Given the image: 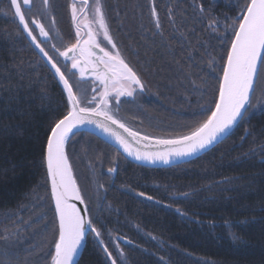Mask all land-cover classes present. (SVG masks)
Instances as JSON below:
<instances>
[{"label":"trees","instance_id":"1","mask_svg":"<svg viewBox=\"0 0 264 264\" xmlns=\"http://www.w3.org/2000/svg\"><path fill=\"white\" fill-rule=\"evenodd\" d=\"M70 2L50 0L46 12L52 35L59 31L65 41L72 32ZM102 3L118 47L146 82L142 98L124 108L130 115L140 107L143 125H129L150 136L187 132L201 119L200 106L210 104L215 81L197 90L185 74L191 69L206 77L209 55L220 60L224 46L216 37L223 32L208 25L212 20L221 28L230 24L226 18L236 15L237 0H155L163 36L153 35L157 30L148 11L150 0ZM200 5L203 13L197 10ZM7 8L8 0H0V234L14 230V218L8 217L20 215L32 222L43 214L48 233L42 234L44 223L32 224L20 230V241L0 240V249L14 244L19 264H44L53 212L42 159L46 129L62 110L63 98L58 81L12 22L11 13L5 15ZM80 135L117 156L110 165L117 167V176L108 173L106 164L94 169V180L100 184L99 176L105 175L107 186L100 188L98 208L93 204V221L102 227L107 243L112 245L113 237L132 242L122 246L127 264H264V97L259 85L248 116L215 147L180 165L140 167L94 136ZM71 152L70 146V159ZM73 160V171L79 170ZM39 198L43 205L35 206ZM80 264H105L92 235Z\"/></svg>","mask_w":264,"mask_h":264},{"label":"snow or ice","instance_id":"2","mask_svg":"<svg viewBox=\"0 0 264 264\" xmlns=\"http://www.w3.org/2000/svg\"><path fill=\"white\" fill-rule=\"evenodd\" d=\"M50 7V0H42L39 9L35 0H8L5 13H11L12 22L18 24L19 31L26 34L42 54L53 79L62 86L63 107L46 129L42 159L53 212L51 240L49 251L43 257L44 264H80L86 238L90 235L93 236V246L104 254L105 264H127L119 242H114L118 253L114 255L112 245L104 239L102 227H97L89 214L88 202L70 160L72 141L82 129L95 128L126 156L150 164H168L173 159L195 156L221 142L235 125L248 116L258 85L260 95L264 97V0H237L236 15L226 18L230 24L226 23L221 28L217 20L209 23V28L223 32L216 37L224 46L221 48L223 55L219 61L209 55L206 77L196 76L190 69L185 79L197 90L206 86L208 80L215 81L213 98L210 104L200 106L201 119L187 132L166 137L142 133L120 115L125 102L134 101L145 92L146 82L122 54L111 34L102 0H71L72 32L66 41L59 31L53 36L52 28L42 22L41 16ZM197 10L200 13L205 11L202 5ZM148 11L157 30L153 35L163 36L159 31L162 25L155 0H150ZM168 16L172 19L171 9ZM172 23L175 24L174 19ZM51 24H56L54 16ZM189 59H193L191 53ZM195 67L193 63L192 68ZM200 71L204 72V69ZM119 150L116 152L118 156ZM107 171L116 173L117 167H109ZM98 187L103 188L104 185L99 184ZM137 195L153 200L143 192ZM176 212L185 215L179 208ZM46 221L47 215L43 214L35 221L22 222L32 227V224ZM47 233L48 224L44 223L42 234L46 236ZM0 240L20 241V229H5ZM126 242L132 243L130 240ZM32 250H35V245ZM17 256L15 245L8 243L0 249V264H19Z\"/></svg>","mask_w":264,"mask_h":264},{"label":"rangeland","instance_id":"3","mask_svg":"<svg viewBox=\"0 0 264 264\" xmlns=\"http://www.w3.org/2000/svg\"><path fill=\"white\" fill-rule=\"evenodd\" d=\"M61 14H62V12L60 11V15ZM84 87H87V85H84ZM254 104H255V101H254ZM134 108L135 109L132 110V113H130V115L127 113V115L125 116L127 122L136 123L137 125H139V124L143 125L142 123H139V122L143 121V119L141 118V117H143V115L140 114V112L142 113V111H140V107H138V108L134 107ZM138 119H140V121ZM147 119L149 122L152 121V118L147 117ZM154 122H158V121L156 119H154ZM71 148H72V152H71L72 159H70V160L72 161L74 159L73 160L74 163L82 162V160H84V162H85L86 167L83 170H81V168H80V170H76V171H74V173L77 176L80 183L82 184V186L84 187L88 199L90 200V198H92L90 200L91 210H90L89 214H90L91 218L93 219V204H95L94 209L98 208V206L100 204V199H101V190L98 187L99 183L94 180V175H93L94 169L96 167L102 166V164H106L105 167H111L110 165L113 164L115 159H117V156L112 151L109 152L106 149L102 148L101 146L99 147V146L93 144L92 139H89L88 136L80 135V134L72 141ZM89 155H93V159H91L89 157ZM96 158L98 159V161L94 162V160ZM100 163H101V165H100ZM119 165L124 166V164H122V163ZM87 171H89V172H87ZM121 171H123V170H121ZM89 176H91V177H89ZM86 177L89 180L88 182L86 181ZM99 179L102 181L101 183H104L103 185H105V187H106L107 186V184H106L107 180L105 178V175L99 176ZM105 187H103V188H105ZM122 190L128 191L126 188H122ZM42 205H43V201L41 200V198H39L37 200V202L35 203V206H42ZM12 219H13L12 220L13 221L12 226H14V230L17 228H19L21 230L23 228L28 227L27 224H24L22 222L23 220H22V217L20 215H16L15 217H12ZM6 220H8L7 217L2 219V221H6ZM15 225H17L18 227L15 228ZM116 241H117L116 237H113L111 239V243L113 246H114V242H116ZM117 255H118V253H117Z\"/></svg>","mask_w":264,"mask_h":264},{"label":"water","instance_id":"4","mask_svg":"<svg viewBox=\"0 0 264 264\" xmlns=\"http://www.w3.org/2000/svg\"><path fill=\"white\" fill-rule=\"evenodd\" d=\"M23 34V33H22ZM23 36L25 37V39L27 40V42L29 43V45L32 47V49L35 51V53L39 56V58L43 61V63L46 65V67L50 70V66L47 65V62L44 60L42 54L39 53V51L35 48L34 45L31 44L30 40L26 37V34H23ZM51 71V70H50ZM52 73V72H51ZM62 87V86H61ZM235 127V126H234ZM233 127V128H234ZM232 128V129H233ZM232 129L230 130V132L232 131ZM229 132V133H230ZM81 133H88L94 137H96L97 139H99L100 141H102L103 143L107 144L108 146H110L111 148H113L114 150H119L118 149V146L112 141L110 140L109 138L103 136V134H101L98 130H96L95 128H85V129H82ZM228 133V134H229ZM227 134V135H228ZM227 135L225 137H227ZM224 137V138H225ZM223 138V139H224ZM220 142L218 143H215L213 144L211 147H209L208 149H206L205 151H202V152H199L197 153L195 156H191V157H187V158H183V159H173L170 163L168 164H164V163H161V162H157L155 164H150V163H147V162H142V161H137L135 160L134 158L132 157H128L126 156V154H124L122 152V150H119L120 151V155L125 159L127 160L128 162L132 163V164H135V165H138V166H141V167H146V168H167V167H172V166H176V165H180V164H183V163H186V162H189L193 159H195L196 157L202 155L203 153L209 151L210 149H212L213 147H215L217 144H219ZM49 189H50V186H49ZM83 207V206H81ZM123 243H125V241H122Z\"/></svg>","mask_w":264,"mask_h":264},{"label":"flooded vegetation","instance_id":"5","mask_svg":"<svg viewBox=\"0 0 264 264\" xmlns=\"http://www.w3.org/2000/svg\"><path fill=\"white\" fill-rule=\"evenodd\" d=\"M36 2V7H37V9H39V8H41L42 7V2H41V0H36L35 1ZM41 19H43L44 21H45V25H46V27H50L51 25H50V21H49V18H48V16H47V13L45 12V13H43V15L41 16ZM51 28V27H50ZM139 98H142V96L139 94L138 96H137V98L136 99H139ZM135 99V100H136ZM132 100H129L128 102H125L123 105H122V108H121V111H120V115L122 116V117H124L125 119H126V114H125V107H128V105H130L131 103H135L134 101H132ZM85 162H84V160H82V162H77V163H75L78 167H80L81 168V170H83L84 169V167H86L85 166V164H84ZM80 168H79V170H80ZM89 177H91V176H89ZM76 179H77V182H78V184L81 186V188H82V190H83V192H84V195H85V198H86V200H87V202H88V209H89V213H90V209H91V206H90V200L92 199V198H90V200L88 199V197H87V195H86V192H85V189H84V187L82 186V184L80 183V181L78 180V178H77V176H76ZM86 181L88 182L89 180H88V178L86 177Z\"/></svg>","mask_w":264,"mask_h":264},{"label":"bare ground","instance_id":"6","mask_svg":"<svg viewBox=\"0 0 264 264\" xmlns=\"http://www.w3.org/2000/svg\"><path fill=\"white\" fill-rule=\"evenodd\" d=\"M85 164V163H84ZM112 167V166H111ZM85 168V167H84ZM108 170V169H107ZM46 171V170H45ZM113 175L117 176L118 175V169H117V172L116 173H113ZM49 193H50V189H49ZM49 200H50V195H49ZM50 204H51V201H50ZM87 240V238H86ZM117 241L119 242L121 248H123L122 246H127V245H130L129 243H127L126 239L122 238V237H117ZM122 241H125V243H123ZM113 250H115V246H112Z\"/></svg>","mask_w":264,"mask_h":264}]
</instances>
